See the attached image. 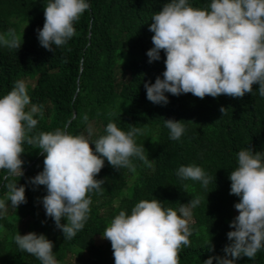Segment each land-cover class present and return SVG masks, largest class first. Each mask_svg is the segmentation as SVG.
I'll list each match as a JSON object with an SVG mask.
<instances>
[{
	"label": "trees",
	"instance_id": "1",
	"mask_svg": "<svg viewBox=\"0 0 264 264\" xmlns=\"http://www.w3.org/2000/svg\"><path fill=\"white\" fill-rule=\"evenodd\" d=\"M48 2L0 0V34L12 28L21 38L19 50L0 45V98L16 81H25L31 104L43 106V116H34L38 124L30 135L61 129L95 141L106 135L109 122L124 132L133 126L143 128L135 142L144 146L152 166L133 157L135 172L118 171L104 158V167L95 177L105 181L102 191L87 194L91 198L89 218L68 240L46 216L42 203L46 186L29 182L43 171L44 154L25 142L21 154L24 175L7 177V171L0 170V199L7 201L6 184L15 182L18 187L25 186L27 201L17 208L7 201V211L0 215V264H41L14 242L17 233L30 232L44 234L53 242L57 264H115L111 242L98 246L95 238L120 211L130 215L141 200L154 198L165 209L178 213L181 205L201 198L200 205L191 209L190 247L182 246L180 264H203L210 256H225L224 248L231 243L227 233L234 230L230 227L237 211L234 205L240 200L230 194L229 179L238 166L237 154L247 147L264 153V97L259 95V85L254 84L252 94L242 98L220 95L201 99L191 93H165L169 102L154 104L147 99L144 84L155 83L158 76L163 79L166 54L161 50L160 60L149 63L147 51L154 46L149 26L152 16L170 0H87L90 9L74 23L76 35L54 53L40 45L37 32L43 28ZM188 3L204 9L211 0ZM118 67L122 75H128L127 80H117ZM167 119L184 125L179 140L170 138ZM92 122L100 129L89 137ZM90 146L95 152V145ZM188 165L201 167L211 178L206 188L199 181L177 175L179 167ZM236 264H264V248L254 259L242 256Z\"/></svg>",
	"mask_w": 264,
	"mask_h": 264
},
{
	"label": "clouds",
	"instance_id": "2",
	"mask_svg": "<svg viewBox=\"0 0 264 264\" xmlns=\"http://www.w3.org/2000/svg\"><path fill=\"white\" fill-rule=\"evenodd\" d=\"M89 9L87 0H49L43 28L37 29L40 45L53 53L62 48L76 35L74 23ZM151 21L154 46L147 51L149 63L160 60L161 50L166 60L163 79L158 76L155 83L144 84L150 102L166 105L165 93H191L201 99L220 95L242 98L252 94L254 84L264 97V0H211L204 9L191 6L188 0H170ZM20 39L10 28L0 34V45L19 50ZM30 104L24 80L16 81L0 98V170H6L7 177L19 178L24 175L22 145L26 142L41 150L43 171L29 182L46 186L47 195L42 199L46 216L70 240L89 218L91 198L87 194L102 191L105 181L95 177L104 167V158L118 171L126 168L135 172L133 157L152 166L144 146L135 142L144 129L133 126L124 132L109 122L106 135L95 141L61 129L30 135L38 124L34 116H43L42 105L31 104L29 108ZM220 111L225 114L224 107ZM83 119L87 121V115ZM165 126L172 140H179L185 132L181 121L167 119ZM237 155L238 166L229 176L230 194L240 198L234 205L239 214L230 223L234 230L227 233L231 243L224 248L225 256H210L203 264H213V260L216 264H236L242 256L254 259L264 248V153L247 147ZM177 175L199 181L205 188L211 179L195 165L179 167ZM6 187L7 201L13 208L27 202L25 186L9 182ZM7 201L0 199V215L7 211ZM200 203L201 198L196 197L181 205L178 214L154 198L141 200L130 215L120 211L102 235L111 242L115 264H180L182 246L190 247L191 209ZM62 219L67 223H61ZM13 239L21 251L35 256L41 264H57L53 242L44 234L17 233Z\"/></svg>",
	"mask_w": 264,
	"mask_h": 264
},
{
	"label": "rangeland",
	"instance_id": "3",
	"mask_svg": "<svg viewBox=\"0 0 264 264\" xmlns=\"http://www.w3.org/2000/svg\"><path fill=\"white\" fill-rule=\"evenodd\" d=\"M116 77H117V80H118V81H119V80L124 81V80H127V79H128V75H122L120 67H118L117 70H116ZM89 128L92 129V135L90 136V137H92V136H94V135L99 131V129H100V125H99L98 123H96V122H92V123L89 124V126H88V130H89ZM106 212H107V210H104V213H106ZM178 214H179V213H178ZM238 214H239L238 211H235V216H234V218H235ZM189 221H190V219H189ZM102 235H103V234H102ZM102 235L98 236V237L95 238V240H94L95 244H97L98 246H103V245L105 244V242L107 241V239L102 238ZM64 264H69V263H68V261H65Z\"/></svg>",
	"mask_w": 264,
	"mask_h": 264
}]
</instances>
